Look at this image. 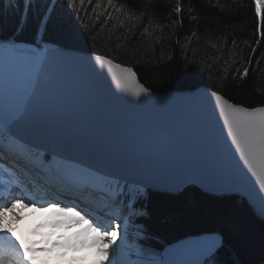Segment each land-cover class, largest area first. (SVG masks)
I'll return each mask as SVG.
<instances>
[{"label":"trees","instance_id":"trees-1","mask_svg":"<svg viewBox=\"0 0 264 264\" xmlns=\"http://www.w3.org/2000/svg\"><path fill=\"white\" fill-rule=\"evenodd\" d=\"M115 2L127 5L125 11L146 14L130 23L121 16L125 20L121 26L108 19L107 12L113 17L118 13L107 0L97 9L98 20L92 10L96 0H85L82 8L76 0L80 18L66 7V0H36L20 31L16 25L25 4L0 0V36L31 42L40 37L98 52L133 66L152 89L208 84L233 101L264 104V8L257 14V0H179V14L174 11L177 0ZM245 68L248 75L242 79ZM148 195L147 215L132 223L144 251L157 252L185 236L218 231L224 236L219 264H257L264 259V221L236 196L219 197L193 186L178 194Z\"/></svg>","mask_w":264,"mask_h":264},{"label":"water","instance_id":"water-1","mask_svg":"<svg viewBox=\"0 0 264 264\" xmlns=\"http://www.w3.org/2000/svg\"><path fill=\"white\" fill-rule=\"evenodd\" d=\"M42 44V71L10 135L50 156L152 191L177 193L193 184L204 192L240 195L264 220L259 186L242 176L224 143L227 129L221 134L223 119L210 100L213 89H152L132 66L113 60L131 68L136 82L149 89L133 97L116 86L107 65L96 63L94 55L100 54L49 39ZM219 94L244 107L264 106ZM206 237L217 238L214 253L223 245L219 232L191 235L168 244L163 259L174 249L170 258L182 259L184 244Z\"/></svg>","mask_w":264,"mask_h":264},{"label":"snow or ice","instance_id":"snow-or-ice-1","mask_svg":"<svg viewBox=\"0 0 264 264\" xmlns=\"http://www.w3.org/2000/svg\"><path fill=\"white\" fill-rule=\"evenodd\" d=\"M20 2L21 0H17V3ZM22 2L26 6V11L21 10V17L16 25L20 31H23L24 27L27 26V11L31 10L32 4L36 2V0H22ZM102 2L103 0H96V5L92 9L93 12L96 13L97 20L101 15V13L97 12V9L102 7ZM79 3L82 8L85 0H79ZM89 3H91V0H89ZM107 6L118 13L117 16L113 17L111 12H107L106 15L108 19H115L121 26L125 23V20L120 18L121 16L126 17L130 23L133 19L137 21L141 20L146 14L141 11L137 15L132 9L125 11L127 5L117 6L115 0H107ZM66 7L75 9L77 17L80 18V9L77 8L76 0H66ZM262 8H264V2H262V0H257V14L261 12ZM174 11L177 14L181 12L179 0H177ZM40 19L46 29L47 24L43 17ZM108 19H105L104 24L108 23ZM145 31H147V27L145 28ZM193 35H195V33H193ZM0 39L7 40L8 37L0 36ZM15 50L14 46L8 45V51L11 52ZM94 58L96 63L101 67L107 65L108 70L111 72L112 79L118 88H122L133 97H139L142 93H149L148 88L136 82V74L131 68L115 64L112 59H107L101 55H94ZM41 71L42 68L40 64L38 62L33 63L29 68V78L38 79ZM3 72L4 87L10 89L12 66L6 64L3 68ZM240 75L242 79L246 77L248 75V69L245 68ZM27 94L28 90L25 89L24 95L26 96ZM212 99L215 101L213 110L215 111V109H219V117L223 119V124L220 128L221 134H223L225 128L227 129L224 143L227 145V149L231 153L232 159L235 160L236 167L239 169L242 176L247 178L249 183H253L254 178L253 187L256 185L259 186L257 194L259 195L260 200L264 202V195H260V193H264V106L244 107L240 104L230 103L224 98V96L216 91L211 92L210 100ZM23 103L24 101L22 98L21 108ZM21 108H18L17 112H19ZM15 119L16 114H9L7 116L4 123V131L14 135V133H12L11 125L14 123ZM229 138L231 141L230 144L228 143ZM74 175L76 179L85 183L93 178L90 173L83 171H78ZM19 203H22V201L14 199L11 202L10 207L0 209V230L5 231V233L12 232V229L7 227L4 222L9 212L15 214L14 209ZM52 207L58 208V212L62 216L71 217L77 221H86L87 219L86 215H82L75 207L59 208L56 204H53ZM261 215L264 216V207L261 209ZM64 222L65 221H57L56 223ZM89 233H93L94 235H89ZM118 237L121 243H117ZM128 239L129 236L126 223L123 226L120 224H114L109 228L89 221L86 229L82 233H78L75 239L68 240L63 244H60L59 247L64 249H79L86 246H99L97 251L105 258L115 256L118 253H124L125 251L130 256L139 257L141 255V250L127 246ZM217 246L218 240L216 237H206L199 240L188 241L180 249L183 254L182 259L174 261L170 258L175 251L174 249L169 253L168 258L160 261H146L145 264H202L201 257H212ZM50 250L51 249L48 248L37 249L34 244L25 243V241L19 237H16L14 241L12 237L7 234L0 236V264H5L6 260H14L16 264H46V261L37 257L35 253L37 251L48 252ZM73 259H75V257ZM99 264H104V261H100ZM107 264H114V262L111 259H108ZM126 264H141V261L139 259L128 260Z\"/></svg>","mask_w":264,"mask_h":264},{"label":"bare ground","instance_id":"bare-ground-1","mask_svg":"<svg viewBox=\"0 0 264 264\" xmlns=\"http://www.w3.org/2000/svg\"><path fill=\"white\" fill-rule=\"evenodd\" d=\"M0 103H2L4 107L6 105L7 108L10 111H12L13 114H18L21 111L20 110L19 112H17V109L21 107L16 108L15 105L12 103L11 99H9V96L2 91L0 92ZM3 125H4L3 121L0 120V126ZM8 140L10 141L11 145L14 148L13 149L14 152L22 153L21 151L23 148L22 145H24L23 143L18 142L13 138H9ZM4 143L5 142L0 139V152H2L0 153V156L1 155L4 156V152H5V155L8 157L7 158L8 160L11 159L12 161L19 163L22 167H24L25 171L34 174L37 177V179L32 178L30 174L28 177H31V179H33L36 188L40 189V191L43 193L44 196L48 198L62 199L64 201H68L71 203H78V201L81 200L82 203L86 205L89 204L88 203L90 202L88 199L89 197H87V195L83 193V192L85 193L89 192L90 195H92L90 191L94 188V186H92V184L89 185L88 184L89 181L85 183L77 179V181L79 182H77L76 184L84 185V187L82 188L83 192L70 191V190L68 191L60 185V180H64L65 182H67L66 187H70V188H75V187H73V185L70 183V181L72 182V180L68 177L66 179L63 173H61V171L63 172V169H59L56 167L45 169L44 167L40 166L39 163H35V162L33 163L27 160H22V161L16 160L13 156H9L6 153V152H10V149H7L8 146L5 145ZM26 156L30 157L31 155L26 154ZM0 172L4 174L1 167H0ZM53 172L62 176V178L56 177L57 179H53ZM8 174H14V172L9 171ZM0 184H2V182H0ZM50 203H57V202H50ZM56 205H58V207H61L60 204H56ZM48 207L50 208V206ZM15 210L16 208L14 209L15 214H13V212L8 214L7 216H11V218L5 219L4 222L7 227H10L12 229V232L5 233V231L0 230V236H4L5 234H7L8 236H11L13 240H15L16 237H19L20 239L24 240L25 243L34 244L37 249H42V248L51 249L48 252L37 251L35 253L37 257L46 261V264H99L100 261H104V264H107L108 259H110V257L105 258L101 254H99V252L97 251V248L99 246H90V247L86 246L79 249H71V248L64 249L59 247L60 244H63L68 240L75 239L78 233H82L86 229L87 223L89 221L96 223L91 216L84 214L82 211L81 214L86 215L87 217L86 221L78 222L74 220L73 222L70 223L66 220V218L69 217L60 215L58 210L55 211L46 210L42 212H31L26 210L15 211ZM120 216H121V211L118 212L116 215H111V219L118 220ZM57 221H65V222L56 223ZM213 232H218V231H213ZM203 233L206 232H202L198 234H203ZM198 234H192V235H198ZM89 235H94V234L89 233ZM188 236H185L183 238H186ZM74 257L75 259H73ZM117 264H119L118 261Z\"/></svg>","mask_w":264,"mask_h":264},{"label":"rangeland","instance_id":"rangeland-1","mask_svg":"<svg viewBox=\"0 0 264 264\" xmlns=\"http://www.w3.org/2000/svg\"><path fill=\"white\" fill-rule=\"evenodd\" d=\"M42 38H37V40L35 42H30V39H23V40H18V41H14L12 39H0V85L2 87V92H5L8 96L9 99H11L12 103L15 105V107H21V100L23 98V101H25L26 97L28 96V94L25 96L24 95V90L27 89L28 93L29 90L33 84L34 78L30 79L29 78V68L33 63H40V60L44 54V47L41 44ZM8 45H12L14 46V48L16 49L15 51H8ZM6 64H10L12 66V73H11V87L10 89H6L4 87V82H3V77H4V72H3V68ZM199 85H207L208 84H199ZM210 88H212L211 86H209ZM213 89V88H212ZM215 90V89H213ZM217 91V90H215ZM220 92V91H218ZM224 94V93H223ZM262 105V104H260ZM8 116V113L5 109V107L3 106L2 103H0V120L3 121V123H5V120ZM1 128V127H0ZM3 129V128H1ZM23 146V145H22ZM21 146V147H22ZM8 148V147H7ZM3 149V148H1ZM5 151V150H4ZM1 153V152H0ZM5 154V152H4ZM16 160V157H14ZM47 159V158H45ZM57 176H59L57 174ZM93 178L91 180L94 181H100L103 179L97 178L93 175H91ZM116 183V186H118L117 188L121 191L123 186L121 183L114 181ZM113 182V180H104V184L108 187L109 185H115V183ZM127 188V186H126ZM128 189V197L127 199H129V196H131L132 191L135 192H145V190L140 189L139 187H135V186H131ZM117 196H119L118 193H116ZM237 201L239 203H242L244 205H246L250 210L251 208L249 207V205L246 203V201L244 199H242L241 197H236ZM127 202V201H126ZM135 206V200H131L130 205H125L122 206L120 208V210H124L126 213L121 216V218H118L119 224L121 226H123L125 223L127 224V233L129 236V239L127 241V246L129 247H135L139 250H141V255L139 257L137 256H130L128 255L126 258V261L128 260H137L139 259L141 261V264H145L146 261H150V260H154V261H160L162 260V255L160 254V252H155V253H151V254H145L144 251L140 248V243H139V238L138 235L133 231L132 227L133 225L131 224V216L134 214L133 210H129L127 211L128 207H134ZM139 208V207H137ZM252 211V210H251ZM119 216V215H118ZM11 216H7L6 219H10ZM66 220L68 222H73L74 219L72 218H66ZM138 239V240H137ZM127 255V252L125 251L124 253H122V257L124 258ZM213 259L210 260V262H212Z\"/></svg>","mask_w":264,"mask_h":264},{"label":"flooded vegetation","instance_id":"flooded-vegetation-1","mask_svg":"<svg viewBox=\"0 0 264 264\" xmlns=\"http://www.w3.org/2000/svg\"><path fill=\"white\" fill-rule=\"evenodd\" d=\"M261 261H264V259H262ZM261 261H259V262H261ZM259 262H258V263H259Z\"/></svg>","mask_w":264,"mask_h":264}]
</instances>
